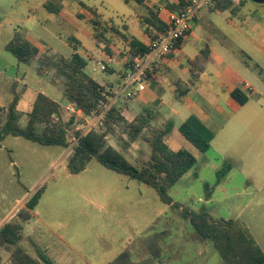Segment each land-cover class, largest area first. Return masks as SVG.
<instances>
[{
	"label": "rangeland",
	"instance_id": "obj_1",
	"mask_svg": "<svg viewBox=\"0 0 264 264\" xmlns=\"http://www.w3.org/2000/svg\"><path fill=\"white\" fill-rule=\"evenodd\" d=\"M17 1L22 4L23 10L37 11L38 18L42 20L40 10L46 0H0V128L6 121V110L13 98L14 84L22 97L19 109L24 112L20 123L23 127L28 119L25 114L31 110L38 93L44 92L57 102H64V85L54 78V70L48 69L39 74L38 61L20 63L13 54L5 50L14 33L21 30L31 33L35 38L31 42L34 45L40 42V48L55 60L59 56L73 54L74 49L70 46L68 37L77 34L71 27L52 30L48 26V30L57 33L50 36L40 28H31L33 25L25 22L19 25L5 22L12 18ZM79 1L95 9L101 20L111 25H136L137 15L146 11L135 0ZM79 1L76 3L80 4ZM246 1L247 7L240 8L238 12L231 9L222 13L211 12L207 6H203L197 12V21L195 19L193 23L195 35L207 42L225 40V35L215 29L216 26L225 32V29H230L231 22L242 23L243 18L250 17L249 9L264 11V4ZM56 6L54 4V10ZM251 16L258 21L262 19L253 12ZM112 44L115 52L123 48L117 36H114ZM243 54L245 55L244 52ZM246 58L252 66L258 63L255 57L252 60L247 56ZM117 59L120 61V56ZM96 63L89 61L87 72L103 85L112 84L116 91L119 78L108 67L105 71L94 72ZM260 65L264 67L263 63ZM254 71L259 75V70ZM53 79L55 82H52ZM120 100L126 101V91L121 92ZM245 109L259 112L260 117H264V93L251 95L250 103ZM71 116L70 112L64 114L65 121H69ZM81 127L85 128L81 125L75 129ZM259 128L257 126L255 132L253 127L245 130L239 137L237 128L228 126L214 142L213 148L206 153L191 146V152H195L199 159L197 166L209 178L212 196H209L201 182L188 184L186 176L170 188L168 194L183 207L194 211L207 210L216 219H233L239 222L264 249V162L257 168L258 176L253 181L249 182L246 177L238 174L230 184L206 166L213 162L223 168L222 159H230L244 151L246 145L250 146L260 133ZM69 134V141L72 143L71 130ZM119 134L109 136V143L126 152L131 162L142 166L148 159L142 152L147 153L148 157L151 152L149 144L144 147L140 141L136 153L128 154L129 146L125 142H129V137L123 135L122 141ZM226 134L232 137L229 143L225 138ZM169 147L172 151L176 150L173 145ZM221 148H227L228 153L220 155ZM68 156V148L44 146L12 135L7 136L0 145V227L15 208L19 209L13 218L17 217L21 209H25L26 203L38 189L45 187L39 205L31 212L32 218L24 224L21 246L28 253L36 257L41 253L53 264H157L156 254L146 249L145 242H160L161 246L177 245L176 238L180 236V231L177 229L179 218L176 217H182L181 212L163 203L153 188L108 170L96 159L90 162L84 172L73 175L67 167ZM162 217H174L169 227H166V219ZM152 225L155 228H146ZM188 227L195 231L189 222ZM169 229L172 234H169ZM208 243L212 247V264H223L214 246ZM0 263L10 264V253L4 247H0Z\"/></svg>",
	"mask_w": 264,
	"mask_h": 264
},
{
	"label": "crops",
	"instance_id": "obj_2",
	"mask_svg": "<svg viewBox=\"0 0 264 264\" xmlns=\"http://www.w3.org/2000/svg\"><path fill=\"white\" fill-rule=\"evenodd\" d=\"M77 1H44L40 10L42 20L38 18L37 11L32 9L23 10L22 4L17 1V8H13L12 18L5 20V22L17 23L18 25L25 22L33 25L31 28H40L50 36H53V33H57L48 30V26L52 30L68 29L70 27L75 29L77 34L69 36L68 39L73 37L79 41L80 46L77 52L88 59V61L98 62L99 66L106 65V67L110 68L112 74H116L117 78H119L116 93L119 96L127 85L126 75L132 63V59L128 54V43L118 38L123 48L115 52L112 44L114 36L110 33L109 37L112 42L109 45L110 53L107 54L94 36V29L90 23L91 13L80 5L83 2L79 1L80 4H77ZM163 1L145 0L143 6L146 11L137 15L138 24L136 25L129 23L111 25L101 21L105 25L113 26L147 45L151 38L145 33L144 25L141 21L149 15L147 8L157 7L159 9V18L163 22L166 10H169L162 4ZM234 3L235 5L230 8L233 12H238L240 8L247 7L246 0ZM54 4L57 5L55 10ZM249 10L248 14L250 17L243 18L242 23L231 22L229 30L225 29L224 32V29L215 27V29L225 35V40L215 39L212 42H207L205 39L195 35L193 25L190 35L183 40L176 52L165 59L157 60L151 64L152 75L145 82L146 89L134 99L126 100V105H124V114L129 120H132L135 115L142 112L145 108H150L155 116L153 121L155 128H162L168 122H171L174 128L171 134L168 135L166 142L168 147L173 145L176 149L175 151L185 149L191 152V146H194L180 132V127L185 123H188L194 132L210 140L211 147L209 151L228 126L236 127L237 136L239 137L244 134L245 130H250L252 127L255 132L257 126H259V129H261L260 133L255 137V140H252L253 143L250 146L246 145L244 151L232 156L230 159H225V157L222 159L223 166L227 163L232 166L231 170L223 177L224 182L227 184L232 183L238 174L246 177L249 182L253 181L258 176L257 168L264 162V117H260L259 112H251L245 109L250 103L251 95L264 93V67L260 65V63L264 64V11H259L257 8ZM209 11L222 13L226 10L219 11L209 8ZM252 12L254 15L260 16L262 18L261 21L252 17ZM27 31L30 32L29 29ZM24 33L26 39L34 45L31 42L32 39H35L32 34ZM39 43L36 44L38 46H34L45 54V50L40 48ZM234 46H236V49ZM243 52L250 60L255 57L258 63L252 66ZM118 56H120V61L117 59ZM198 58L200 59L199 61L196 60ZM192 61H197V63L193 65ZM98 63H96V67H99ZM254 70H259V75H256ZM195 73L198 75L196 80H194ZM245 85H250L251 89L247 90L244 87ZM236 89L242 91L249 98V101L244 106L239 105L231 97L232 92ZM179 92L183 93V96ZM34 101L35 99L32 105ZM66 105L68 104L62 103L64 114L69 113L68 111L65 113ZM78 115L84 119L81 112H78ZM78 115L72 114L69 120L77 116L75 119L79 121ZM225 138L228 139V143L232 141L230 134H226ZM140 141L144 147L148 144L143 140L133 142L129 146L128 154L136 153V148ZM112 145L119 149L114 144ZM123 153L125 154L126 152L123 151ZM192 153L198 157L195 152ZM226 153H228L227 148L219 149L220 155L224 156ZM146 154L142 152V155L148 158ZM125 155L128 157L127 154ZM198 162L199 159H197L195 166L185 175L187 183L201 182L208 190L209 196H212L213 193L208 182L209 178L199 169L197 166ZM245 162L247 166H245ZM206 166L212 173L216 174L222 169L213 162H209ZM18 209V207L14 209L4 221V224L13 218ZM162 218L166 219V227H169L174 219V217ZM176 218H179L177 229L180 231V236L176 238V246L167 244L161 246L160 242H152L150 240L145 242L146 249L148 248L156 254L157 264H212V247L208 241L203 240L196 230L192 231L189 229L188 220L183 217ZM146 228L151 229L155 228V226H146ZM168 232L172 234L170 229ZM170 246L172 248L169 249ZM167 253L170 255H167Z\"/></svg>",
	"mask_w": 264,
	"mask_h": 264
},
{
	"label": "trees",
	"instance_id": "obj_3",
	"mask_svg": "<svg viewBox=\"0 0 264 264\" xmlns=\"http://www.w3.org/2000/svg\"><path fill=\"white\" fill-rule=\"evenodd\" d=\"M135 1L141 5L145 4V0ZM192 1L164 0L162 4L169 10L180 12ZM81 5L91 13L90 23L94 29V36L107 54L110 53L109 45L112 42L110 33L128 43V54L132 60L137 54L149 52L147 45L136 38L128 36L113 26L105 25L95 9L83 3ZM232 6L231 0H219L217 5L210 9L225 11ZM46 7L50 9L49 6L46 5ZM147 10L149 15L141 22L145 33L150 38H154L155 32L164 31L165 25L159 18L157 7L147 8ZM68 40L75 51L71 56L62 55L57 60L32 45L23 31L15 32L5 50L13 54L20 63L28 64L33 60L38 61L39 74L48 69L54 70V78L64 85L63 103L72 104L76 109L83 111L85 118L99 115L105 105H109L103 119V127L95 125L87 131L83 127L75 129L77 126H85V119L76 121L75 116L68 122L65 121L62 103L42 92L37 94L31 110L25 114L28 119L26 126L23 127L20 123L24 112L19 109L22 97L20 93H17L14 84L13 98L6 110V121L0 128V145L7 136L12 135L44 146L69 148L71 143L69 131L71 130L73 133L71 139L78 138L77 144L67 158V167L71 174H81L90 162L96 159L108 170L153 188L163 203L174 210H179L181 216L190 222L198 235L214 246L223 264H264V249L257 244L242 224L233 219H216L207 210L194 211L173 200L168 194L169 189L195 166L197 157L185 149L170 150L166 139L174 125L168 122L162 128H155L153 125L155 116L150 108H145L129 120L124 114L126 102L120 100V95H117L112 85L101 84L87 72L89 61L77 52L80 46L79 41L73 37ZM182 42L183 40L178 45V49ZM197 61L191 63L195 65ZM197 77L195 73L194 80ZM52 82L55 80L53 79ZM179 94L183 96V93L179 92ZM231 97L241 106L249 101L248 96L238 89L232 92ZM180 132L201 153L209 151L210 140L194 132L188 123L180 127ZM118 133L121 134L118 136L122 141L123 135L129 137V142H125L126 146L139 140L149 144L151 152L142 166L131 162L122 150L109 143V136H115ZM126 146L123 147L126 148ZM231 168V164H225L218 171V176L220 178L226 176ZM44 191L45 187L38 189L26 203L25 209H21L17 217L0 228V247H4L10 253L11 264H53L41 253H38V257L33 256L21 246L24 224L32 218L31 212L39 205Z\"/></svg>",
	"mask_w": 264,
	"mask_h": 264
},
{
	"label": "built area",
	"instance_id": "obj_4",
	"mask_svg": "<svg viewBox=\"0 0 264 264\" xmlns=\"http://www.w3.org/2000/svg\"><path fill=\"white\" fill-rule=\"evenodd\" d=\"M219 0H193L182 11L175 12L172 10H166V16L163 20L165 29L162 32L157 31L154 38H151L147 47L149 52L146 54H137L131 63L130 69L126 75L127 85L122 91H126V99L132 100L146 89V81L151 77V64L157 60H162L169 57L171 54L178 50V45L182 40H185L193 29V23L196 19L197 12L203 6L213 8L217 5ZM238 2L240 0H231ZM106 65L100 67H94L93 71H105ZM247 90H250V85L244 86ZM128 89V90H127ZM109 105H105L103 111L92 118H85L83 111L75 108L74 105L68 104L65 110L78 115L81 112L85 119V131L89 130L95 125L103 127V119L105 112ZM79 116V115H78ZM77 117V116H76ZM80 118V116L78 117ZM82 119V118H80ZM86 120H89L86 122ZM78 138H73L70 145L69 154L73 147L77 144Z\"/></svg>",
	"mask_w": 264,
	"mask_h": 264
},
{
	"label": "water",
	"instance_id": "obj_5",
	"mask_svg": "<svg viewBox=\"0 0 264 264\" xmlns=\"http://www.w3.org/2000/svg\"><path fill=\"white\" fill-rule=\"evenodd\" d=\"M254 3L262 5L264 4V0H252Z\"/></svg>",
	"mask_w": 264,
	"mask_h": 264
}]
</instances>
